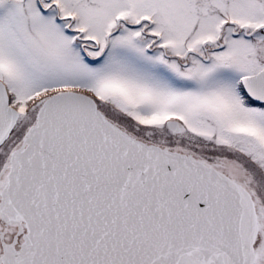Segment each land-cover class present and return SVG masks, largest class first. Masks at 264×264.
<instances>
[{"label": "snow or ice", "instance_id": "1", "mask_svg": "<svg viewBox=\"0 0 264 264\" xmlns=\"http://www.w3.org/2000/svg\"><path fill=\"white\" fill-rule=\"evenodd\" d=\"M0 264H264V0H0Z\"/></svg>", "mask_w": 264, "mask_h": 264}]
</instances>
